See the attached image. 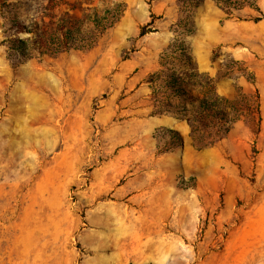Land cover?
<instances>
[{
  "label": "rangeland",
  "instance_id": "1",
  "mask_svg": "<svg viewBox=\"0 0 264 264\" xmlns=\"http://www.w3.org/2000/svg\"><path fill=\"white\" fill-rule=\"evenodd\" d=\"M183 1L0 0V264H264V0L238 16ZM119 2L91 49L8 56L13 19L47 26ZM177 37L193 93L211 80L231 100L259 94L202 149L188 115L154 113L149 76Z\"/></svg>",
  "mask_w": 264,
  "mask_h": 264
},
{
  "label": "trees",
  "instance_id": "2",
  "mask_svg": "<svg viewBox=\"0 0 264 264\" xmlns=\"http://www.w3.org/2000/svg\"><path fill=\"white\" fill-rule=\"evenodd\" d=\"M204 0H184L186 7L193 9ZM228 15L238 16L246 7L259 10L257 0H214ZM124 4L115 3L102 11L93 10L84 18L67 16L58 19L51 25L42 26L38 22L24 23L13 19L14 36L7 38L8 56L13 61L22 62L35 53L58 54L71 49H91L108 29L112 28L122 17ZM91 24L85 29V22ZM31 33L21 37L20 33ZM146 31L141 29L140 35ZM178 61V64L174 62ZM186 67L184 72L178 66ZM200 73L194 65L188 46L181 38H173L161 55V68L149 76L152 83L153 96L157 104L154 113L178 112L188 115L191 128L190 136L194 146L202 149L214 145L225 137L234 122L244 114L245 101H254L259 110V94L254 96L239 91L231 100L216 94L211 85L208 93L202 96L193 93L190 79ZM254 99V100H253ZM253 113V110L250 111ZM178 145L183 144V137L174 129H165ZM166 150V149H165ZM161 151H163L161 149Z\"/></svg>",
  "mask_w": 264,
  "mask_h": 264
}]
</instances>
